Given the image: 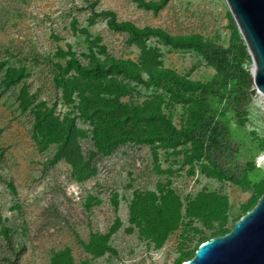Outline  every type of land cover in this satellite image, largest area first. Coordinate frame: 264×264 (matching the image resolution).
<instances>
[{"label": "rangeland", "instance_id": "1", "mask_svg": "<svg viewBox=\"0 0 264 264\" xmlns=\"http://www.w3.org/2000/svg\"><path fill=\"white\" fill-rule=\"evenodd\" d=\"M109 20L198 37L220 49L211 63L195 49L171 47L155 36L143 40L157 50L162 68L209 88L204 105L211 132L228 142L226 165L243 167L245 188L207 177L203 168L211 170L212 164L196 158L191 141L172 148L158 145L157 167L150 145L120 144L89 160L92 175L84 182L74 179L64 161L51 162L56 140L44 150L38 147L33 113L45 106L54 108L58 121L75 117V144L84 159L93 149V126L78 117L73 105L62 103L52 64L62 65L68 55L82 65L91 57L137 63L138 48L125 32L109 28ZM251 69L224 0H0V222L14 246L10 251L0 235V264H11L19 246L16 264H52L64 250L72 264H175L180 256L190 259L201 242L228 232L264 191L258 167L264 157V97L252 84ZM6 72L22 77L5 87ZM240 76L246 86L238 82ZM114 77L130 87L120 100L127 107L160 94L159 109L174 128L187 126L185 102L168 101L159 90ZM145 131L140 126L132 133ZM161 192L177 197L178 224L160 239H144L130 221L132 205L138 196L151 193L158 199ZM92 235L108 237L114 252L88 254Z\"/></svg>", "mask_w": 264, "mask_h": 264}, {"label": "trees", "instance_id": "2", "mask_svg": "<svg viewBox=\"0 0 264 264\" xmlns=\"http://www.w3.org/2000/svg\"><path fill=\"white\" fill-rule=\"evenodd\" d=\"M108 26L112 30L125 32L129 36L131 43L139 50L137 63L113 58L102 61L91 57L87 64L82 65L74 56L68 55L62 65L52 64L56 72L53 84L60 94L62 103L67 106L73 105L78 117L93 126V149L89 150L87 158L84 159L75 144L79 135L75 128V117H66L58 121V118L54 116V108L45 106L33 113V129L38 137V147L44 150L56 140V152L51 162L64 161L69 165L74 179L77 182H84L92 175L89 160L97 153L102 155L110 153L120 144L134 142L150 145L152 161L157 167L158 145L172 148L180 141H191L196 144V158L200 159L203 156L212 164L211 170L203 168V173L207 177L226 180L233 185L245 188L247 184L243 167L226 165L229 159L228 142L211 132V121L204 105L209 88L190 82L172 70L162 68L158 62L157 50L146 46L143 40L148 36H155L171 47L195 49L211 63L214 62L212 55L220 49L207 45L198 37L171 36L156 28H137L127 22L117 23L109 20ZM115 75L159 90L161 94L168 97V101L185 102L189 118L187 126L181 130L174 128L159 109L157 101H163L160 94L155 95L152 102L127 107L120 100L128 94L130 87L115 78ZM141 76L145 77V82L142 81ZM21 77L20 72L12 75L6 72L3 85L5 87L14 85ZM238 82L246 86L243 76L238 78ZM20 106L23 109L26 108L24 103ZM140 126H144L145 132L149 133H132ZM8 189L11 195L15 196V190L10 183ZM179 209V201L172 193L161 192L158 199L153 194L147 193L135 199L130 211V221L135 224L141 237L157 240L176 228ZM187 214H189L188 208ZM226 233L227 231L223 234ZM0 235L7 248L13 251L10 231L1 222ZM214 236H221V234ZM107 238L99 235L90 236L85 246L86 252L94 257L113 253L114 250L108 244ZM22 249L23 247L19 246L14 252L11 264L17 263L19 251ZM186 260L188 258L180 256L175 264H181ZM52 264H72L68 251L64 250L55 254ZM80 264H90V262L84 260Z\"/></svg>", "mask_w": 264, "mask_h": 264}, {"label": "water", "instance_id": "3", "mask_svg": "<svg viewBox=\"0 0 264 264\" xmlns=\"http://www.w3.org/2000/svg\"><path fill=\"white\" fill-rule=\"evenodd\" d=\"M252 62L251 79L264 97V0H224ZM264 180V157L258 163ZM181 264H264V193L226 234L201 242Z\"/></svg>", "mask_w": 264, "mask_h": 264}]
</instances>
